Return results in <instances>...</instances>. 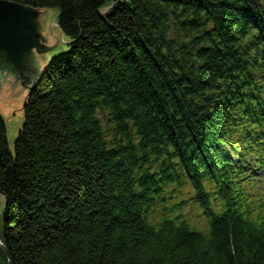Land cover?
Here are the masks:
<instances>
[{
    "label": "trees",
    "instance_id": "obj_1",
    "mask_svg": "<svg viewBox=\"0 0 264 264\" xmlns=\"http://www.w3.org/2000/svg\"><path fill=\"white\" fill-rule=\"evenodd\" d=\"M8 1L57 9L71 43L13 149L0 112V264H264V220L230 210L264 0Z\"/></svg>",
    "mask_w": 264,
    "mask_h": 264
},
{
    "label": "water",
    "instance_id": "obj_2",
    "mask_svg": "<svg viewBox=\"0 0 264 264\" xmlns=\"http://www.w3.org/2000/svg\"><path fill=\"white\" fill-rule=\"evenodd\" d=\"M40 15L46 10L0 0V103L26 99L25 92L29 96L47 70L40 55L59 41L43 35ZM0 251L8 257L1 240Z\"/></svg>",
    "mask_w": 264,
    "mask_h": 264
},
{
    "label": "rangeland",
    "instance_id": "obj_3",
    "mask_svg": "<svg viewBox=\"0 0 264 264\" xmlns=\"http://www.w3.org/2000/svg\"><path fill=\"white\" fill-rule=\"evenodd\" d=\"M46 12L47 15H40L43 35L55 42L59 41L57 45H53L55 48L52 51L40 55L45 66H48L50 63L53 61L55 62L57 59L61 58L63 54H65L63 52L67 50V39L66 37H61V33L57 29L56 23L59 11L57 9H51L48 11L46 10ZM25 94L28 97V93L25 92ZM26 102L27 98L0 103V112L4 118L7 141L11 149H13L15 139L24 122V109ZM4 199L3 195L0 194V230L2 210L4 208L5 201Z\"/></svg>",
    "mask_w": 264,
    "mask_h": 264
}]
</instances>
